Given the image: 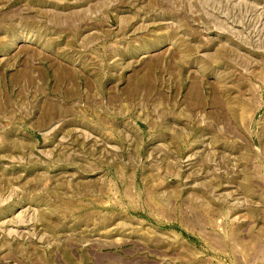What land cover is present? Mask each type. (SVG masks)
Returning a JSON list of instances; mask_svg holds the SVG:
<instances>
[{
    "label": "rangeland",
    "instance_id": "1",
    "mask_svg": "<svg viewBox=\"0 0 264 264\" xmlns=\"http://www.w3.org/2000/svg\"><path fill=\"white\" fill-rule=\"evenodd\" d=\"M0 264H264V0H0Z\"/></svg>",
    "mask_w": 264,
    "mask_h": 264
}]
</instances>
